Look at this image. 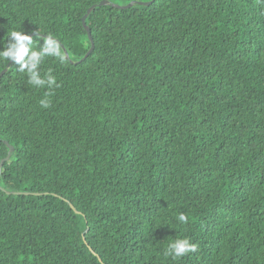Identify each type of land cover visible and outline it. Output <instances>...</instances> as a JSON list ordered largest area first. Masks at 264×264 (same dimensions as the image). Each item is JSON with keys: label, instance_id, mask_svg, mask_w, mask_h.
<instances>
[{"label": "trees", "instance_id": "1", "mask_svg": "<svg viewBox=\"0 0 264 264\" xmlns=\"http://www.w3.org/2000/svg\"><path fill=\"white\" fill-rule=\"evenodd\" d=\"M100 1L0 0L64 56L0 60V264H264V4Z\"/></svg>", "mask_w": 264, "mask_h": 264}, {"label": "clouds", "instance_id": "2", "mask_svg": "<svg viewBox=\"0 0 264 264\" xmlns=\"http://www.w3.org/2000/svg\"><path fill=\"white\" fill-rule=\"evenodd\" d=\"M264 4V0H260ZM7 37H11V40L0 39V43H4L5 47L0 50V60L13 61L19 65L18 71L26 72L28 74V82L37 87H44L47 85L49 89L58 86L57 79L49 71L43 76L39 70V65L46 56H57L64 60L63 54L60 52L59 41L51 34L40 36L39 33L34 37L23 30L13 29ZM43 39V44L36 50L33 47V41ZM5 41H7L5 43ZM50 93L46 92L44 98L39 103L42 108L50 106ZM177 219L181 223H186L188 217L181 212ZM197 245L188 237H182L175 239L169 243L165 249L164 255L171 257L173 260H177L183 257L185 254L195 252Z\"/></svg>", "mask_w": 264, "mask_h": 264}, {"label": "water", "instance_id": "3", "mask_svg": "<svg viewBox=\"0 0 264 264\" xmlns=\"http://www.w3.org/2000/svg\"><path fill=\"white\" fill-rule=\"evenodd\" d=\"M106 3H107L106 0H102V1L99 2V5H103V4H106ZM132 3H134V1L129 2V3L126 4V5H117V4H114V5L117 6V7H119V8H125V7H130ZM138 3H140V4H148V3H150V1H149V2H138ZM94 7H95V5L90 6V7L87 9L86 13L83 15L82 19H81L82 25H83V27H84V29H85V31H86V33H87V35H88L90 41H91V46H90L89 50L87 51V53L84 55L83 58H85L86 56H88V54L91 52V50H92L93 47H94V45H93V41H92V38H91V32H90V29H89V27H88V26L86 25V23H85V19H86L87 15L91 12V10H92ZM31 35H32V34H31ZM61 46H62V48H63V45H61ZM64 53H65V57L68 58V54H67V51H66L65 49H64ZM4 71H5V70H3V71L0 73V77H1V75L4 73ZM5 144L8 146L9 149H8L7 155H6L3 159L0 160V170H1V168H2V164H3V162L6 161V160L10 157V154H11V152H12L13 149H14V147H13L12 145L8 144L7 141H5Z\"/></svg>", "mask_w": 264, "mask_h": 264}]
</instances>
